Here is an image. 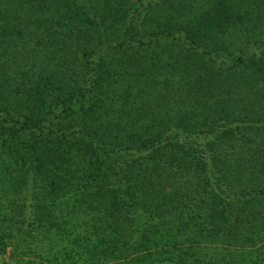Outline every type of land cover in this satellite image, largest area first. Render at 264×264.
<instances>
[{"label": "trees", "instance_id": "obj_1", "mask_svg": "<svg viewBox=\"0 0 264 264\" xmlns=\"http://www.w3.org/2000/svg\"><path fill=\"white\" fill-rule=\"evenodd\" d=\"M0 264H264V0H0Z\"/></svg>", "mask_w": 264, "mask_h": 264}]
</instances>
